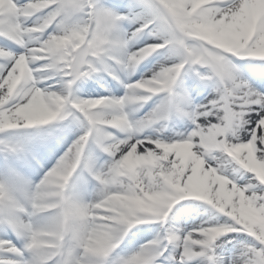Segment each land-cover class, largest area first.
Instances as JSON below:
<instances>
[{
    "label": "snow or ice",
    "instance_id": "6c2138e0",
    "mask_svg": "<svg viewBox=\"0 0 264 264\" xmlns=\"http://www.w3.org/2000/svg\"><path fill=\"white\" fill-rule=\"evenodd\" d=\"M152 9L163 42L146 44L122 63L132 66L161 48L152 45H171L180 53V62L128 85L132 90L128 96L72 99L38 87L36 74L54 70L68 77L71 85L94 71V58L123 44L113 34L121 17L94 0H0V37L23 48L13 51L7 43L0 45V58L5 61L0 64V130L46 124L75 110L89 125L34 189L25 193L34 212L48 213L42 223H24L13 215L18 202L0 181V205L9 211V223L28 234L26 247L32 253L25 260L22 249L0 240V264H106L117 243L103 230L105 226L124 236L136 224L165 221L173 205L186 197L207 201L229 221L202 225L182 238L169 230L117 264H163L157 258L168 251L165 241L175 249L182 245L178 260L184 264L186 259L207 255L219 237L232 232L250 234L259 246H245L240 258L230 264H264V186L249 191L251 182L237 185L205 159L212 150L226 153L264 185V92L238 79V69L227 59L228 54L264 57V0H156ZM147 27L141 25L136 31ZM187 63L209 65L222 81L221 97L211 102L223 111L219 122L197 124L187 138L171 142L121 140L102 131L104 125L127 131L131 125L122 106L130 98H147L136 97L135 90H171ZM246 113H250L247 118ZM166 115L165 108L154 118ZM149 122L141 121L137 128ZM240 125L248 126L249 135L243 139L236 132ZM93 133L113 161L107 171L95 172L103 185L102 198L84 203L66 189ZM105 136L112 142L103 144ZM10 253L21 259L11 258Z\"/></svg>",
    "mask_w": 264,
    "mask_h": 264
},
{
    "label": "rangeland",
    "instance_id": "374dc122",
    "mask_svg": "<svg viewBox=\"0 0 264 264\" xmlns=\"http://www.w3.org/2000/svg\"><path fill=\"white\" fill-rule=\"evenodd\" d=\"M97 1L98 0H95V2ZM99 1L102 2V5H100V7L105 8L121 17V19H118L116 21V26L114 28L115 31L113 30V34L114 37L122 40L123 44L114 45L109 49V58L115 61L113 68L109 71V74L116 80L114 83L111 82L112 86H110V88L113 87V90L119 92L116 93L113 97L109 98H120L128 96L130 93H132V90L129 89L128 85L134 84L141 79L151 78L155 73L159 72L162 67H167L171 64L180 62V53L176 49L172 48L171 45H166L157 49V51H155V54L151 53L150 57L149 55H147V58H143L132 66H128L122 63L123 58H125L128 54L133 51H137L140 48H143L146 44H149L150 42H163L164 37L159 33L157 25L153 28L147 27L142 31H136V29H139L141 25L147 24L149 26L151 22H155V20L153 19L152 5L156 2V0H125L126 2H123L122 0ZM126 3L129 6H127ZM108 5H112L113 7H108ZM53 28H55V25H53ZM48 30L52 31V29L50 28ZM142 39H146V41L141 42ZM7 42L5 41V39L2 40L0 38V45L7 43V46L12 50L23 51L21 45L17 44L16 42L12 40H7ZM190 43H195V41H190ZM227 59L238 69V71L235 73L238 79L246 81L254 90L264 92V72L261 71L262 69H264V57H238L235 54H228ZM2 63H4V60L0 58V64ZM39 63L42 62H37V65ZM105 70H109V67L107 65L105 66ZM43 73H45L46 75L51 74V76L44 77L41 76L40 73H37V77L39 78V83L37 86L42 89L45 88L50 79L60 80L59 82L63 84H67V80L69 79L66 76L64 78V75L56 76V72L54 70L44 69ZM108 83V81L105 82V84ZM173 85H175L176 90L172 97L177 98L176 103H178L177 105H179L181 113L179 114V117L183 118L174 121L179 124L177 125V127L171 130L169 136H179L181 137L179 138V140L187 138L190 133L197 127L196 122L198 120H201L202 118H210L212 116H216V119L210 122H219V116L223 115V111L222 109L214 108L211 102L214 100H219V98L221 97L223 93V83L220 78L213 73V70L209 65L191 63L185 64L184 68L182 69ZM103 86L104 82L101 84V88ZM167 91L169 90H165L159 93H148L145 90H135V93L133 95H135L136 97L144 96L151 99L153 98V101L143 112H137V110H139L140 108L145 107V104L140 103L142 99L139 98H130L122 106V111L127 114L128 118L131 121V128H134V130L136 131L140 130V128H143L152 122L155 113H157L159 110L165 109L164 106L166 105V97L168 98L169 95H171V92L169 91L168 93ZM61 95L68 94H66V90H64ZM91 97V95L84 97V95H79L78 93H76L72 99H92ZM134 105L136 107H134ZM105 111L110 112L112 111V109H105ZM201 113L206 114L202 115ZM217 113H219V116ZM72 114H74L76 118L82 120L83 124L85 125L82 113H80L78 110H75ZM69 117H71V114L65 115L62 119L57 118L56 120H54L53 124V127L58 130L60 136L63 137L66 135V140L64 142L66 143L67 141V143L63 145L67 146L72 138L75 137L76 133L81 136L86 131L85 128L81 127V129L75 130V134L74 132L67 133L66 125ZM146 120H150L151 122L137 128V124L139 122ZM43 128H45V125L43 126ZM23 132L24 131L19 134H15V137L10 136L8 139H6L7 135H9L10 133H14V131L10 129L0 130V181L6 183L8 188L12 191V194L17 200L18 204L29 209L27 214V211H25L26 215H19L20 220L24 223H32L33 225H36L42 223L46 219L47 215H41L40 213L34 212L31 208V204L27 200L25 193L34 189L35 185L39 183L46 172L52 168V165H38L35 167L29 164L26 166H21L20 164L16 165L6 161L7 155H5V153H11L12 148H16L18 145H20V143L22 142V137L26 135V133H24V135L21 137ZM153 132L160 135V133H162V128L155 127L153 129ZM174 133L177 134L174 135ZM93 135L94 137H96L95 133H93ZM229 136L231 138V134H229ZM160 138V140H164V138ZM58 140L59 138L55 137V141L53 142L59 144ZM64 152H66V149L64 150ZM103 156L108 158L107 160H110L102 163L101 157ZM25 157L23 158V161ZM8 158H10V155H8ZM59 158L60 156H58L56 159ZM86 159V171L80 173V177L71 188L70 193L84 203H91L92 201L96 200V196H102L103 193V185L99 180L96 179L95 172L107 171L109 166H111L112 164L113 157L110 153L105 151L104 148H102V151H96L94 148H92V150L86 152ZM205 159L208 164L216 167L221 174L228 176L237 185L244 186L251 182L253 188L249 189V191H252L256 187L264 186L260 185L258 181L253 180L252 173L245 170L240 165H238L237 167L243 173L234 175L230 169V159L225 157L224 153L219 150H212L208 153ZM245 174H248V176H250L249 179L244 180L245 178L243 176ZM89 193H93L95 197L88 198ZM168 221L169 223H167L166 234L169 230H171L176 235L182 238L194 228L198 229L202 225L209 226L214 221L223 223L225 221H229V217H227L224 213H221L207 201H203L194 197H186L182 200L177 201L173 205L171 211L169 212ZM159 230L163 232L162 228H160ZM24 233L26 234L25 238L26 242L28 243V234L26 232ZM150 235L151 236L149 238H144L125 248L123 259L132 256L133 252L136 253L148 241L154 240L158 237L157 231H151ZM230 240H232V245H235V248L241 252L244 251L245 246H259L255 238L250 234L232 232L226 233L219 237L217 241L214 242V247L208 254L212 253L215 247L220 246ZM174 249L175 245L170 243L166 259L168 260L169 264H180L178 260V253L182 251V245L179 249H175V251ZM31 256V250L26 247L23 259H31ZM173 256H176L177 259H172ZM197 257L186 259L184 264H194L196 262L200 263L205 259V256H201V259H199L198 261V259H196ZM16 258L20 259L17 256ZM219 258H221V260H223L225 263L231 262L233 260V258L228 255L220 256ZM120 260L121 258L116 259V263Z\"/></svg>",
    "mask_w": 264,
    "mask_h": 264
},
{
    "label": "bare ground",
    "instance_id": "6f19581e",
    "mask_svg": "<svg viewBox=\"0 0 264 264\" xmlns=\"http://www.w3.org/2000/svg\"><path fill=\"white\" fill-rule=\"evenodd\" d=\"M49 87L52 91H56L59 94H62L63 88L65 87V85L59 86V82L57 80H52L49 83ZM247 115H250V113L246 114V118H247ZM215 119H216V116H212L210 118H202L201 120H198L196 123L203 126L206 122L214 121ZM247 127H248L247 125H240L239 128L236 130L237 135H239V137L241 139L244 138L246 135H248ZM117 132H118L117 135H114V134L113 135L116 138H119L121 140L128 139L129 137H132L133 139H136V138H139V139L148 138L150 140L158 139V138H156L155 134L152 132H149V134H147L148 133L147 132L145 135H142L141 133H136V132L132 131L130 128H128L127 131L120 129ZM179 138H181V137H179ZM46 139H48V137ZM18 152L19 151L16 152V155L18 154ZM46 153L48 154V156H53L56 153V150L52 149V145L46 146ZM39 159H40L39 161L42 163L44 162L43 160H45L44 157H42V156ZM230 164H231V166H230L231 172H233L234 175L243 173L237 167L238 164H235V163H230ZM243 177L245 178L244 180H246V179H249L250 176H248V174H245ZM18 231H20V230H18ZM144 233H145V230L141 229L137 233V235L140 236V235H143ZM241 253H242L241 251H239L235 248V245H232V240H230V241H228V242H226L220 246L215 247L212 253L207 254L208 259L206 261H204L203 264H230V262L225 263L219 257L228 255V256L232 257L233 259H239ZM1 255H3V253H1Z\"/></svg>",
    "mask_w": 264,
    "mask_h": 264
},
{
    "label": "clouds",
    "instance_id": "9594fccd",
    "mask_svg": "<svg viewBox=\"0 0 264 264\" xmlns=\"http://www.w3.org/2000/svg\"><path fill=\"white\" fill-rule=\"evenodd\" d=\"M150 47L159 48V47H163V45H152ZM29 107H32V106L29 105ZM113 195H116V194L114 193ZM55 206H56L55 204L50 205V207H55ZM94 215H98V214H94ZM99 218L100 219H105V217H99ZM103 230H105V231L109 232L110 234H112L113 238L116 240L117 247L122 242L123 237L127 234V233H125L124 236L118 235L117 230L114 229L111 225L105 226Z\"/></svg>",
    "mask_w": 264,
    "mask_h": 264
}]
</instances>
